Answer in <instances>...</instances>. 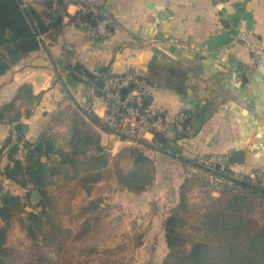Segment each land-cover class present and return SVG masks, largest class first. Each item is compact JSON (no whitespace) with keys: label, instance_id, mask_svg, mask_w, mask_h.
<instances>
[{"label":"crops","instance_id":"obj_1","mask_svg":"<svg viewBox=\"0 0 264 264\" xmlns=\"http://www.w3.org/2000/svg\"><path fill=\"white\" fill-rule=\"evenodd\" d=\"M20 1L25 10L40 15L57 9L55 3L49 6L50 0ZM63 12L58 25L44 18L50 30L40 37V48L0 76V110L8 107L0 123L2 172L12 163L15 146L13 157L24 165L32 153L50 167L58 164L59 140L71 118H88L94 131L92 143L78 140L85 150L81 161L88 163L108 145L115 144L114 151L122 147L101 120L104 98L97 90L103 76L133 72L156 86L150 105L166 112L170 121L180 112L188 118L183 126L170 125L169 150L164 151L170 154L146 150L155 160L153 183L139 194L119 188L122 193L150 203L162 197L151 196L159 178L170 176L167 187L179 201L186 178L209 177L208 172L206 179L219 188L232 184L193 163L198 153H241L235 164L245 173L259 170L264 175V58L253 59L238 37L245 26L264 42V0H106L112 34L101 39L92 35L95 16L79 25ZM16 112L19 118L12 120ZM47 137L54 145L49 159L45 147L43 153L37 151ZM2 174L0 180L10 185Z\"/></svg>","mask_w":264,"mask_h":264},{"label":"trees","instance_id":"obj_2","mask_svg":"<svg viewBox=\"0 0 264 264\" xmlns=\"http://www.w3.org/2000/svg\"><path fill=\"white\" fill-rule=\"evenodd\" d=\"M54 3L57 7L55 12L40 15L34 10H25L20 0H0V76L22 56L40 48V37L50 30V26L44 20L45 17L54 19L55 25L60 23L59 12L63 8L65 14V4L63 0H50L49 6ZM71 18L74 19V16ZM83 18L90 21L89 16ZM7 108L0 110V123ZM18 118V112L11 117L12 120ZM16 129L20 130V124H17ZM142 144L150 154L154 151L165 154L164 151L169 150L168 132L157 134L151 141ZM43 147L46 148V157L49 159L51 157L49 152L54 150L50 137L42 140L37 151ZM15 149L16 146L11 149L12 163L4 168V176L23 188L37 187L45 198L40 204V209H28L30 205L23 201L25 197L14 194L0 185V264H8L6 257L11 253L7 246L9 228L12 220L20 218L22 214H25V217L20 218V221L27 235L33 240L32 249L38 252V257L29 264H88L74 260V256L67 253L72 246H69L68 236L63 237L59 234L61 230L53 215L52 199L45 194L47 178L60 172L41 158L35 159L33 153L29 157V163L22 164L13 157ZM145 149L138 146L125 148L131 154L133 165L127 172L117 170L121 189L139 194L153 182L154 176L150 171H155V160L145 152ZM41 152L43 153L42 150ZM59 153L63 156L64 163L69 162L75 166L74 158H70L62 151ZM109 159L101 150L88 163L81 161V169L76 171L73 177L66 179L73 191L76 192L80 188L89 189L88 183L102 179L104 170L109 167ZM218 175L232 184L219 188L215 182L210 181L211 190L208 193L205 211L194 224L189 222L186 214L188 204L186 189L190 179H186L182 184L180 202L163 222L168 253L162 264H264V185L254 183L247 173L237 176L233 172H221ZM214 191H218L219 196H214L212 194ZM99 202L100 200H94L91 203L97 206ZM188 226L195 230L197 235L205 236L207 240L210 238L217 240V245L204 239H196L188 232ZM42 231L46 243L49 239L50 242L60 240L56 259L42 253L44 240L39 239V233ZM187 244H190V247ZM88 250L93 252L94 248L88 249V246L80 248L81 253H88Z\"/></svg>","mask_w":264,"mask_h":264},{"label":"rangeland","instance_id":"obj_3","mask_svg":"<svg viewBox=\"0 0 264 264\" xmlns=\"http://www.w3.org/2000/svg\"><path fill=\"white\" fill-rule=\"evenodd\" d=\"M69 120V125L65 128L67 134L62 135L59 147L60 151L62 150L70 158H74L75 166L69 162L64 163L63 156L60 154V159L57 158L60 162L53 165V168L60 173L50 175L44 188L45 194L52 199L53 215L55 221L60 225L61 233L59 232V234H62L63 237L68 236L69 246L73 247H70L67 253L69 256H74V260L88 262V264H162L168 253L164 226L162 229L163 221L179 204L181 188L180 195H178L179 201H176L174 190L167 187L170 184V176H167L166 178L160 177L157 185L151 190V196L154 192L157 196L162 194V197L159 196L150 203L136 202L125 192L122 193L119 189L121 187L117 178V170L127 172L133 165L131 154L125 148L138 146L145 149V147L139 141L116 136L117 141L123 145L116 151H114L115 144L107 146L109 152L106 156H109L110 163L109 167L104 170V181L101 180V184L90 186L89 189L85 188L86 191L83 190L81 194L77 195V191H73L66 179L73 177L75 172L81 169V160L85 157V150L78 140L81 139L86 144L92 143L94 131L92 123L87 121L88 118L75 121L71 118ZM205 171L211 170L205 169ZM0 172L3 173L1 170ZM150 172L155 178L156 171ZM171 173L175 179V170ZM211 173L214 172L211 171ZM2 175L4 176V174ZM207 176L209 177L197 174L194 177H187L190 182L186 189L188 197L186 214L192 224L205 211L208 193L211 190L210 181H212L206 179L211 177L210 172ZM175 180L178 181L179 178ZM11 182L9 185L5 180H0V185L14 194L25 197L23 201L31 207L28 209H40V204L45 198L40 189L33 186L23 188L17 183ZM34 189H37L41 194L37 203L31 199ZM217 193L212 192L214 196H219V192ZM94 200H100L98 204L96 203L97 206L95 203H91ZM21 216L20 218H23L25 214ZM20 218H14L9 228L7 246L11 253L6 257L8 264H29L38 257L37 250L32 249L33 240L27 235ZM189 227L188 232L193 234L196 239H204L217 245V240L213 238L207 240L205 236L197 235L195 230ZM39 239L44 240L43 231L39 233ZM59 243V239L51 242L49 239L48 243L44 240L42 253L49 258L56 259ZM82 246H88V249L94 248V250L81 253ZM187 246L190 247V244Z\"/></svg>","mask_w":264,"mask_h":264},{"label":"built area","instance_id":"obj_4","mask_svg":"<svg viewBox=\"0 0 264 264\" xmlns=\"http://www.w3.org/2000/svg\"><path fill=\"white\" fill-rule=\"evenodd\" d=\"M63 3L67 18L74 16V19L69 18L73 24L86 25L89 22H86L83 16L92 15L97 19L93 37L101 39L111 36V21L104 13L106 0H63ZM238 37L253 59L264 58V42L255 31L242 26L239 28ZM100 80L104 84L102 93L105 110L101 120L105 127L118 137L141 143L151 141L157 134L167 133L172 124L183 126L188 118L185 112H180L170 121L166 112L150 105L148 99L156 90V86L143 76L125 72L106 75ZM87 108L91 109V103ZM194 161L204 168L233 172L237 176L246 174L239 165L231 162L230 155L225 153H198ZM247 174L254 183L264 185V175L261 171L253 170Z\"/></svg>","mask_w":264,"mask_h":264},{"label":"water","instance_id":"obj_5","mask_svg":"<svg viewBox=\"0 0 264 264\" xmlns=\"http://www.w3.org/2000/svg\"><path fill=\"white\" fill-rule=\"evenodd\" d=\"M97 24V19L96 18H94L93 20H92V25L93 26H95ZM103 82L101 81L100 82V84H99V89L97 90V93H100L101 92V90H102V88H103ZM150 99V98H149ZM148 99V103L150 102V100ZM171 128V127H170ZM144 143V142H143ZM108 152H109V150L108 149H106L105 151H104V155H107L108 154ZM242 160V154L241 153H238V154H234V155H231L230 156V161L231 162H239V161H241ZM193 163H195L196 164V162L194 161ZM212 172H214V173H217V174H221V172L220 171H218V170H215V169H210ZM40 198H41V194H40V192L37 190V189H34L33 191H32V201L34 202V203H37L39 200H40Z\"/></svg>","mask_w":264,"mask_h":264}]
</instances>
